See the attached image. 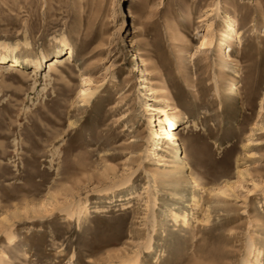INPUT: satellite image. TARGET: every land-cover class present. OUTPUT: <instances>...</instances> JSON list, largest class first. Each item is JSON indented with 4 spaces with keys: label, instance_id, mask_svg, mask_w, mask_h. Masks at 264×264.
<instances>
[{
    "label": "rangeland",
    "instance_id": "1",
    "mask_svg": "<svg viewBox=\"0 0 264 264\" xmlns=\"http://www.w3.org/2000/svg\"><path fill=\"white\" fill-rule=\"evenodd\" d=\"M0 45V264H264V0H0Z\"/></svg>",
    "mask_w": 264,
    "mask_h": 264
},
{
    "label": "bare ground",
    "instance_id": "2",
    "mask_svg": "<svg viewBox=\"0 0 264 264\" xmlns=\"http://www.w3.org/2000/svg\"><path fill=\"white\" fill-rule=\"evenodd\" d=\"M226 5V4H225ZM233 21H237L236 17H232ZM1 46V45H0ZM65 46L67 44L65 43ZM2 52V51H1ZM0 52V62L5 63V62H10V68L11 69H18L20 68L22 62L21 60L16 56L15 51L13 50L12 52ZM75 50L72 46H67L65 50V54H61L59 56H56L55 58L51 59L48 61V67L51 72H55L59 70V65H65V63L69 62L73 56H75ZM0 63V64H1ZM24 65V64H23ZM25 67V66H24ZM20 69H18L19 71ZM234 88V87H233ZM165 90V89H164ZM163 90V91H164ZM91 93H89L90 95ZM170 98V97H169ZM168 97L164 96L165 102L167 103L165 107H160V111H162L165 115V117L159 116L158 121L161 123L162 128L161 132L165 131L164 134L166 135H160V132H154L155 134L159 135L160 138L163 139H169V138H174L178 139V133H174L172 130V127L181 120L179 113V108L176 106H172V101ZM152 108V107H151ZM169 109H174V112H172V116L169 114ZM151 110V109H150ZM183 121V120H182ZM181 121V122H182ZM152 122V120H151ZM157 122V121H156ZM180 123V122H179ZM153 125V124H152ZM151 125V126H152ZM175 131V130H174ZM159 147V146H158ZM160 148V147H159ZM158 148V150H159ZM163 148V147H162ZM186 219V216H184Z\"/></svg>",
    "mask_w": 264,
    "mask_h": 264
}]
</instances>
